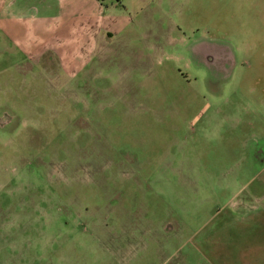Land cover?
Wrapping results in <instances>:
<instances>
[{"label": "rangeland", "instance_id": "1", "mask_svg": "<svg viewBox=\"0 0 264 264\" xmlns=\"http://www.w3.org/2000/svg\"><path fill=\"white\" fill-rule=\"evenodd\" d=\"M123 1L136 22L70 70L0 31V264H238L215 245L264 209V0ZM201 38L234 52L216 87Z\"/></svg>", "mask_w": 264, "mask_h": 264}, {"label": "crops", "instance_id": "2", "mask_svg": "<svg viewBox=\"0 0 264 264\" xmlns=\"http://www.w3.org/2000/svg\"><path fill=\"white\" fill-rule=\"evenodd\" d=\"M142 1L145 0H136L131 7ZM112 6L118 11L115 16L106 12L102 0H0L1 37L33 62L57 59L67 68L65 70H70L77 64V56L93 54L94 49L100 47L105 49L107 44L100 45L98 41L123 33L136 22L142 10L138 8L131 13L123 0L121 3L112 0ZM0 51L6 55L11 52L8 46L2 45ZM257 150L255 157L263 158L264 149ZM257 163L258 168H264V162ZM255 177L254 196L261 202L264 200V170H257ZM250 212L249 217L244 215L239 233L227 228L223 241L215 245L218 246L215 255L224 256L227 263L264 264V209L252 206ZM230 241L237 247L234 258L230 256L233 247Z\"/></svg>", "mask_w": 264, "mask_h": 264}, {"label": "flooded vegetation", "instance_id": "3", "mask_svg": "<svg viewBox=\"0 0 264 264\" xmlns=\"http://www.w3.org/2000/svg\"><path fill=\"white\" fill-rule=\"evenodd\" d=\"M121 3V0H114ZM174 42V39L171 43ZM172 45V44H170ZM193 57L200 62L209 74L208 81L216 87L230 78L235 68V56L232 49L216 39L201 38L190 47ZM45 65L50 66V61L44 59ZM12 114L5 112L2 125L5 127L12 119Z\"/></svg>", "mask_w": 264, "mask_h": 264}]
</instances>
